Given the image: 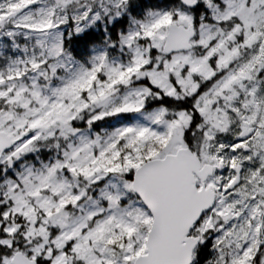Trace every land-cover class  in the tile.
Masks as SVG:
<instances>
[{
  "label": "snow or ice",
  "instance_id": "obj_1",
  "mask_svg": "<svg viewBox=\"0 0 264 264\" xmlns=\"http://www.w3.org/2000/svg\"><path fill=\"white\" fill-rule=\"evenodd\" d=\"M0 264H264V0H0Z\"/></svg>",
  "mask_w": 264,
  "mask_h": 264
}]
</instances>
